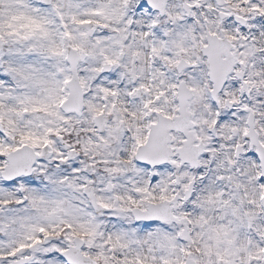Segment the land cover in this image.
Segmentation results:
<instances>
[{
  "label": "snow or ice",
  "instance_id": "1",
  "mask_svg": "<svg viewBox=\"0 0 264 264\" xmlns=\"http://www.w3.org/2000/svg\"><path fill=\"white\" fill-rule=\"evenodd\" d=\"M0 264H264V0H0Z\"/></svg>",
  "mask_w": 264,
  "mask_h": 264
}]
</instances>
